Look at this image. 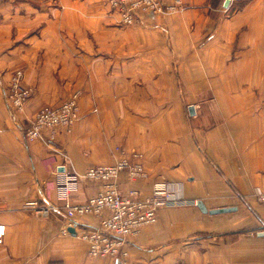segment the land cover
<instances>
[{"label":"crops","instance_id":"obj_1","mask_svg":"<svg viewBox=\"0 0 264 264\" xmlns=\"http://www.w3.org/2000/svg\"><path fill=\"white\" fill-rule=\"evenodd\" d=\"M189 3L130 26L105 0L0 5V73L9 80L22 68L35 89L12 114L0 81V264H264V204L254 196L264 189V0ZM75 90L70 132L23 140L17 123ZM120 149L141 151L148 172L120 173L123 191L167 178L209 209L236 208H163L130 238L127 256L111 258L90 255L79 235L94 215L65 232L63 211L43 217L28 207L62 205L66 171L76 177L71 201H86L100 188L86 169L115 162Z\"/></svg>","mask_w":264,"mask_h":264},{"label":"built area","instance_id":"obj_2","mask_svg":"<svg viewBox=\"0 0 264 264\" xmlns=\"http://www.w3.org/2000/svg\"><path fill=\"white\" fill-rule=\"evenodd\" d=\"M15 0H0V5ZM114 12L119 14L118 21L130 25L139 23L145 13H161L184 8L188 0H106ZM24 72L16 69L4 93L14 109L21 110L31 96L32 89L23 84ZM81 90H75L64 101L56 104H46L39 107L28 119L24 128L27 138L37 139L47 135L51 138L60 133L71 131L73 123L79 118V98ZM120 157L113 163H100L88 167L85 176L100 183V188L85 202H71V191L76 177L71 171H66L60 187L62 205H44L37 207L34 200L29 205L48 215L55 208L63 206L70 226L80 224L79 217L91 214L98 220L97 225L84 228L79 235L88 239L89 254L92 256H117L126 254L125 245L131 235L138 233L144 225L158 221V211L162 207H172L189 204V201L176 193V187L165 179L152 183L151 190L144 193L139 188L122 191L117 176L126 171L129 178L140 179L148 176L144 164V154L139 150L120 149ZM254 195L264 202V189L256 188ZM196 204L198 200L194 201ZM69 231L65 227L63 230ZM6 225L0 224V244L4 243ZM15 264V263H9Z\"/></svg>","mask_w":264,"mask_h":264},{"label":"rangeland","instance_id":"obj_3","mask_svg":"<svg viewBox=\"0 0 264 264\" xmlns=\"http://www.w3.org/2000/svg\"><path fill=\"white\" fill-rule=\"evenodd\" d=\"M18 1V0H17ZM105 2H106V0H105ZM106 4H107V6H109V8H110V10L111 11H113L112 9H111V7H110V5L106 2ZM189 5H190V3H189V0H188V5L186 6V7H184V8H181V9H177V10H183V9H186V8H188L189 7ZM177 10H173V11H177ZM170 12V11H169ZM146 14H155V15H159V14H161V13H145V14H143L142 16H141V21L139 22V23H142L143 22V20H144V16L146 15ZM139 23H134V24H130V25H135V24H139ZM121 25H125V26H130V25H126V24H122L121 23ZM131 63H133V62H131ZM15 69V70H14ZM14 69H12L11 70V72H10V77H9V80L8 79H6V78H4V75L2 74V73H0V81L2 82V86H1V90H2V99H3V102H4V104L8 107V109L10 110V112L12 113V114H16V113H18L19 111H21V110H23L24 109V107L27 105V103H28V101H29V99L32 97V95L34 94V92H35V89H34V87H32L30 84H27L26 82H25V78H24V76H23V84L24 85H26V86H28V87H30L31 89H32V93H31V96L28 98V100L25 102V104H24V107H23V109H21V110H17V109H14L12 106H11V104H10V102H9V100H8V98L6 97V93H4V91H5V87L6 86H8V84H9V82H10V80H11V77H12V75L15 73V71H16V69H21V70H23L22 68H14ZM23 72H24V70H23ZM8 80V81H7ZM1 84V83H0ZM46 105V104H45ZM29 122H30V120L29 119H26V121L25 122H23V121H21V122H19V123H17V125H18V127L20 126V128L22 129L21 130V135H22V138H24L23 140L24 141H30V139H28L27 138V136H26V134L24 133V128L29 124ZM72 129V128H71ZM70 132V131H69ZM66 133H68V132H66ZM60 134H63V133H60ZM47 135H43V137H45V138H49L50 140H54L55 141V139H56V137L55 138H51V137H49V136H47ZM58 136V135H57ZM43 137H39V138H43ZM36 139V138H35ZM35 139H32V140H35ZM38 139V138H37ZM47 140V139H46ZM48 141V140H47ZM2 144V142H1V139H0V145ZM132 150H134V149H132ZM135 150H137V149H135ZM1 156H2V152H0V158H1ZM103 164H106V163H103ZM88 169V168H87ZM87 169H86V171H87ZM86 171H85V173L83 174V176L85 177V178H87V179H89L88 177H86L85 176V174H86ZM124 172H126V171H124ZM127 173V172H126ZM65 174L66 173H64V176H65ZM129 177V176H128ZM148 177V176H147ZM147 177H145V178H140V179H146ZM158 179H165V180H168L169 182H171L169 179H167V178H158ZM158 179H155V180H158ZM89 180H91V179H89ZM155 180H153L152 181V183L155 181ZM93 181V180H92ZM152 183H151V185H150V187H149V189L148 190H142L144 193H148L150 190H151V187H152ZM140 189V188H139ZM123 191V190H122ZM124 192H127V191H124ZM177 195H179L180 197H182V198H184V199H186V200H188L189 201V204H186V205H197L194 201L196 200V199H189V198H187V197H185L180 191L178 192V193H176ZM93 195V194H92ZM91 195V196H92ZM91 196H89V197H91ZM255 196V195H254ZM88 197V198H89ZM256 197V196H255ZM87 198V199H88ZM256 199H257V197H256ZM34 200H37L38 201V199H34ZM34 200H31V201H29L28 202V207H30V208H33V207H31L29 204L32 202V201H34ZM258 200V199H257ZM259 201V200H258ZM72 202V201H71ZM85 202V201H84ZM259 202H261V201H259ZM73 203H80V202H73ZM261 203H263L264 204V202H261ZM61 204H63V202L61 203ZM44 205H46V204H41L39 201H38V204H37V207H43ZM47 205H52V206H54V205H58V204H54V203H47ZM186 205H180V206H172V207H181V206H186ZM163 208H169V207H162V208H160L159 209V211H158V221H159V218H160V215H159V212H160V210L161 209H163ZM34 209V208H33ZM35 210V209H34ZM36 211V210H35ZM54 211H64L63 210V206H61L60 208H58V209H56L55 210V208L54 209H52L50 212H49V214L48 215H43L40 211H37L41 216H43V217H48V216H50L51 215V213L52 212H54ZM65 213V212H64ZM87 215H91V214H87ZM65 216H66V214H65ZM82 217V216H81ZM66 218H67V216H66ZM69 221V220H68ZM157 221V222H158ZM157 222H155V223H157ZM97 223H98V221H97ZM97 223H93V225H97ZM151 224H154V223H151ZM147 225H149V224H147ZM146 225H144L142 228H141V230L145 227ZM89 227H92V225H84V226H81V230L82 229H84V228H89ZM94 227V226H93ZM92 227V228H93ZM140 230V231H141ZM139 231V232H140ZM138 232V233H139ZM137 234V233H136ZM136 234H133V235H131L130 237H129V239H128V242H127V244L125 245V249L127 250L128 249V244H129V240H130V238L132 237V236H134V235H136ZM81 236V235H80ZM81 237H83V236H81ZM84 238V237H83ZM84 239H86V238H84ZM86 240H88V239H86ZM88 251H89V247H88ZM89 253V252H88ZM128 255V251H127V253L126 254H124V255H122V254H118L117 256H113V257H111V258H117V257H125V256H127ZM95 257H109V256H95Z\"/></svg>","mask_w":264,"mask_h":264},{"label":"water","instance_id":"obj_4","mask_svg":"<svg viewBox=\"0 0 264 264\" xmlns=\"http://www.w3.org/2000/svg\"><path fill=\"white\" fill-rule=\"evenodd\" d=\"M189 110H190V113H191V114H194V113H195V107H194V105H190V106H189ZM197 205H198V207H199L202 211H204V212H209V213L226 212V211H231V210H233V209L236 208V207H234V206H223V207H216V208H210V209H209V208L206 206V204L204 203V201L201 200V199L198 200ZM69 230H70L71 232H74V230H75L74 226H70V227H69Z\"/></svg>","mask_w":264,"mask_h":264},{"label":"trees","instance_id":"obj_5","mask_svg":"<svg viewBox=\"0 0 264 264\" xmlns=\"http://www.w3.org/2000/svg\"><path fill=\"white\" fill-rule=\"evenodd\" d=\"M15 1H17V0H15Z\"/></svg>","mask_w":264,"mask_h":264}]
</instances>
